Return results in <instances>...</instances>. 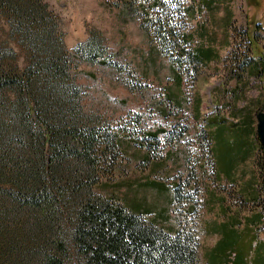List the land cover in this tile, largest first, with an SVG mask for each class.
Returning <instances> with one entry per match:
<instances>
[{
  "label": "rangeland",
  "instance_id": "obj_1",
  "mask_svg": "<svg viewBox=\"0 0 264 264\" xmlns=\"http://www.w3.org/2000/svg\"><path fill=\"white\" fill-rule=\"evenodd\" d=\"M153 1L43 0L57 17L84 122L132 142L103 157L102 180L119 187L93 193L117 197L171 237H187L193 264H264V219L257 217L264 214V155L256 132L264 83L253 72L264 68V0ZM162 17L171 27L163 45L147 28ZM87 42L99 48L94 62L75 52ZM0 49L13 66L31 61L1 11ZM0 119L9 122L6 111ZM155 130L165 133L153 139ZM79 212L61 215L69 264L88 263L72 237ZM15 220L0 212V261L12 240L23 241L26 218Z\"/></svg>",
  "mask_w": 264,
  "mask_h": 264
},
{
  "label": "trees",
  "instance_id": "obj_2",
  "mask_svg": "<svg viewBox=\"0 0 264 264\" xmlns=\"http://www.w3.org/2000/svg\"><path fill=\"white\" fill-rule=\"evenodd\" d=\"M0 11L9 17L11 32L31 60L21 69L0 49V114L6 111L9 119L3 124L0 119V212L11 221L26 218L23 241L12 240L0 264H69L61 215L72 207L80 210L73 242L87 264H193L195 251L187 237H171L141 221L143 213L117 197L93 193L98 186L119 187L102 180L107 169L103 157L132 142L129 136L107 135L84 122L57 17L48 5L43 0H0ZM161 20L157 30L147 28L149 38H159L163 45L171 27L166 17ZM182 37L188 43L192 38ZM75 52L90 62L100 53L88 42ZM188 55L199 61L195 50ZM253 72L264 83V68L257 64ZM162 133L155 130L151 138ZM108 168L110 174L116 170Z\"/></svg>",
  "mask_w": 264,
  "mask_h": 264
},
{
  "label": "water",
  "instance_id": "obj_3",
  "mask_svg": "<svg viewBox=\"0 0 264 264\" xmlns=\"http://www.w3.org/2000/svg\"><path fill=\"white\" fill-rule=\"evenodd\" d=\"M256 132L258 140L261 143L262 153L264 155V111H257L256 113ZM263 170H264V158H263Z\"/></svg>",
  "mask_w": 264,
  "mask_h": 264
},
{
  "label": "crops",
  "instance_id": "obj_4",
  "mask_svg": "<svg viewBox=\"0 0 264 264\" xmlns=\"http://www.w3.org/2000/svg\"><path fill=\"white\" fill-rule=\"evenodd\" d=\"M261 216H263V215H262V213L259 212V213L257 214V217H258L259 220H262V219L260 218Z\"/></svg>",
  "mask_w": 264,
  "mask_h": 264
}]
</instances>
